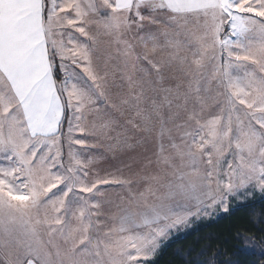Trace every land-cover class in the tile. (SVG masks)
<instances>
[{"label": "snow or ice", "instance_id": "1", "mask_svg": "<svg viewBox=\"0 0 264 264\" xmlns=\"http://www.w3.org/2000/svg\"><path fill=\"white\" fill-rule=\"evenodd\" d=\"M256 192L264 0H0V264H146Z\"/></svg>", "mask_w": 264, "mask_h": 264}, {"label": "trees", "instance_id": "2", "mask_svg": "<svg viewBox=\"0 0 264 264\" xmlns=\"http://www.w3.org/2000/svg\"><path fill=\"white\" fill-rule=\"evenodd\" d=\"M150 264H264V198L198 224Z\"/></svg>", "mask_w": 264, "mask_h": 264}, {"label": "rangeland", "instance_id": "3", "mask_svg": "<svg viewBox=\"0 0 264 264\" xmlns=\"http://www.w3.org/2000/svg\"><path fill=\"white\" fill-rule=\"evenodd\" d=\"M101 151H104V149H101ZM111 155V154H109ZM133 155V153H127L124 155V159H127L128 156ZM111 163H116V161H111ZM104 166H108V162H105ZM264 197H262L258 192H256L254 195L248 197L247 199L240 201V200H231L229 202V211L230 212L232 209L239 207L241 205H245L247 203L253 202V201H258L260 199H262ZM227 212V213H228ZM225 212H222L219 209H216L214 211L210 210V214L209 215H201L199 217L193 216L192 218H190V220L188 221V223L186 225L183 226H178L176 229H173L172 232L170 233V235L163 240V242L160 244L158 250L156 251L155 255H153L152 257H150L147 261L146 264H150L155 257L163 250V248L170 243L171 241H173L174 239L186 234L187 232H189L190 230H192L194 227H196L198 224L202 223V222H206V221H210V220H214L219 218L220 216L227 214ZM254 242H250L248 244V249H252L254 247ZM255 249H253L254 251Z\"/></svg>", "mask_w": 264, "mask_h": 264}]
</instances>
